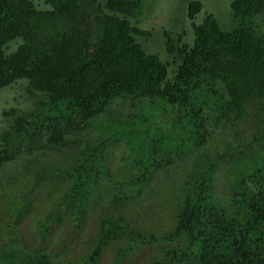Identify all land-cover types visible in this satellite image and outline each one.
Instances as JSON below:
<instances>
[{
    "label": "trees",
    "instance_id": "trees-1",
    "mask_svg": "<svg viewBox=\"0 0 264 264\" xmlns=\"http://www.w3.org/2000/svg\"><path fill=\"white\" fill-rule=\"evenodd\" d=\"M137 4L0 0V87L24 77L28 101L2 109L0 264H264V0H230L231 29L206 13L191 45L164 32L171 75L135 39ZM157 108L192 147L125 162Z\"/></svg>",
    "mask_w": 264,
    "mask_h": 264
},
{
    "label": "rangeland",
    "instance_id": "rangeland-1",
    "mask_svg": "<svg viewBox=\"0 0 264 264\" xmlns=\"http://www.w3.org/2000/svg\"><path fill=\"white\" fill-rule=\"evenodd\" d=\"M194 0H138L137 9L132 15L128 16L129 21L140 29L147 30L146 35H134L136 41L142 46L144 51L154 54L167 63L168 73L171 75L176 69V62L180 60L178 52L169 53L165 48L166 36L168 32L176 46L182 43L191 45L194 39V24L202 22L206 13H210L217 20L223 29H231L237 22L230 7V0H198L201 2V9L195 13L194 17H189V3ZM43 4V3H42ZM44 5V4H43ZM21 38H16L8 43L7 50L15 48L16 43ZM176 60V62H174ZM27 79L19 78L15 82L0 87V125L3 124L2 109L7 107H23L28 104L26 99ZM154 119L148 123H141L137 120V126L130 136L126 135L121 141V146L127 151L125 162L141 158L144 164H149L155 159L160 158L163 148L176 146L182 149H188L193 145V136L189 132L188 126H182L172 112L163 113L162 109L153 111ZM189 164L185 165L183 170L189 169ZM156 215L158 222L157 228H163V204L159 205ZM92 209L89 215H94ZM98 211L95 212V215ZM94 215V216H95ZM93 216V217H94ZM162 218V219H161ZM156 245L163 248V239H160ZM80 246H82L80 242ZM160 252L155 254H138L130 250L125 252L121 260H116L117 255L111 252L110 264H145L152 260L153 256L161 257ZM103 264H108L104 258Z\"/></svg>",
    "mask_w": 264,
    "mask_h": 264
}]
</instances>
